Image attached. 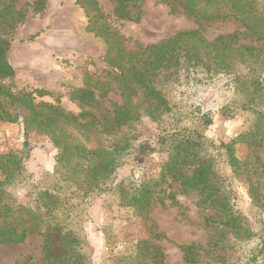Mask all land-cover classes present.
I'll return each mask as SVG.
<instances>
[{"label": "rangeland", "instance_id": "1", "mask_svg": "<svg viewBox=\"0 0 264 264\" xmlns=\"http://www.w3.org/2000/svg\"><path fill=\"white\" fill-rule=\"evenodd\" d=\"M97 2L126 51L163 41L182 30H197L208 41L234 35L241 43H257L233 18L203 20L163 0H144L137 22L116 17L112 0ZM15 8L25 12V18L12 31L7 52L14 74L0 83L12 92L33 91L35 102L57 105L77 116L90 112L104 122L122 104L123 93L115 80L116 70L105 60L107 46L89 30L83 9L75 0H16ZM243 73L241 69L207 72L197 68L158 74L154 83L167 98L170 111L158 122L147 118L135 122L138 139L112 177L87 195L63 179L55 161L57 148L48 136L25 130L21 119L0 121V155L18 153L23 164L21 174L3 186L8 193L3 201L34 208L43 190L66 199V227L78 240L79 264H184L181 246L191 243L212 249L203 264H245L255 253L258 239L240 242L230 233L221 235L207 226L214 210L199 207L196 192L183 191L179 183L160 172L167 157L164 138L174 130H198L204 143L202 154L213 162L214 183L242 211L252 229L260 228L264 206L257 197L253 199L250 187L258 189L264 202V135L259 145H235V156L245 162L248 174L244 165L235 172L220 146L264 121L259 118L263 102V107L245 102L238 88L236 74ZM85 86L95 92L91 105L71 97L75 89ZM35 90L47 94L38 96ZM204 114L211 118L207 126L202 123ZM160 177L147 208L129 204L144 181ZM215 241L223 248L213 249ZM49 243V253L64 252L58 233L51 235ZM156 249L162 256L155 255ZM44 253V238L30 234L21 243L0 244V264H39ZM261 257L257 264H263Z\"/></svg>", "mask_w": 264, "mask_h": 264}, {"label": "trees", "instance_id": "2", "mask_svg": "<svg viewBox=\"0 0 264 264\" xmlns=\"http://www.w3.org/2000/svg\"><path fill=\"white\" fill-rule=\"evenodd\" d=\"M75 1L87 17L89 30L107 46L105 60L116 70L115 80L123 93L122 104L114 107L103 122L90 112L77 116L57 105L35 102L33 91L12 92L0 83V121L14 123L21 119L25 130L48 136L57 148V169L63 179L82 195L100 189L112 177L122 156L138 139L135 122L141 118L158 122L170 111L167 98L154 83V78L161 72L170 71L171 74L177 70L197 68L207 72H239L241 69L244 73L236 76L240 78L238 88L243 92L245 102L258 106L261 102L264 104V0H163L203 20L233 18L254 37L255 44L241 43L234 35L208 41L197 30H182L134 51L123 49L120 37L105 22L107 15L97 0ZM112 1L116 17L132 22L140 20L144 0ZM15 4L16 0H0V80L14 74L7 52L12 31L25 18V12L16 9ZM35 93L38 96L47 94L45 90H35ZM71 97L86 105L96 101L95 92L89 86L75 89ZM259 118H264V110L259 112ZM202 123L206 126L211 124L210 116L204 114ZM263 135L264 121L220 144L225 150L227 163L235 172L244 165L247 174L250 173L245 162L235 156V145H259ZM167 136L164 138L168 143L167 157L161 167V175H168L179 183L183 191L196 192L199 207L214 210L207 219L210 228L219 230L221 235L230 233L240 242L256 237L255 253L244 263L257 264L258 257L262 255L264 264V221L258 230L252 229L242 211L236 209L214 183L213 162L202 154L204 143L200 132L181 129ZM22 170V158L18 153L0 155L3 175L0 180V244L21 243L28 235L38 234L45 241V253L39 264H79L78 240L66 227V199L43 190L38 193L34 208L3 201V198H8L3 186L12 183ZM161 179L144 181L138 193L131 195L129 204L147 208L151 193ZM250 190L253 199L257 197L258 203L264 206L258 189L251 186ZM54 233L61 237L63 253L48 252ZM212 246L213 249L223 248L217 241ZM181 250L184 264H203V257L212 249L191 243L182 245ZM155 255L162 256V252L156 249Z\"/></svg>", "mask_w": 264, "mask_h": 264}]
</instances>
